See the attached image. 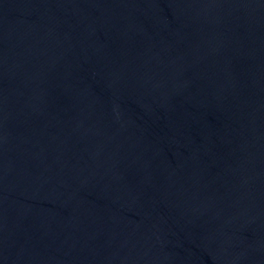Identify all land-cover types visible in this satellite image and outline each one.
<instances>
[{
    "label": "water",
    "instance_id": "95a60500",
    "mask_svg": "<svg viewBox=\"0 0 264 264\" xmlns=\"http://www.w3.org/2000/svg\"><path fill=\"white\" fill-rule=\"evenodd\" d=\"M0 264H264V0H0Z\"/></svg>",
    "mask_w": 264,
    "mask_h": 264
}]
</instances>
